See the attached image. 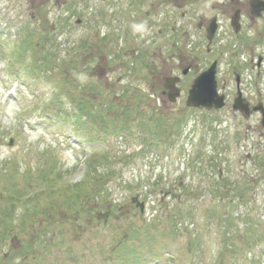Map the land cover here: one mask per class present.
I'll return each mask as SVG.
<instances>
[{
    "label": "rangeland",
    "instance_id": "rangeland-1",
    "mask_svg": "<svg viewBox=\"0 0 264 264\" xmlns=\"http://www.w3.org/2000/svg\"><path fill=\"white\" fill-rule=\"evenodd\" d=\"M163 1L161 15L150 20L176 21L192 33L191 45L175 42L183 38L180 28L156 35L145 12L136 16L123 0L113 7L100 0H0V210L11 205L13 213L11 222L0 223L6 233L0 258L10 264H250L254 257L264 264V128L259 113L244 118L231 108L233 70L250 104L264 105V59L259 73L246 65L251 56L254 62L264 57V14L255 24L242 15L237 35L230 17L220 15L222 27L208 43L196 25L231 0H215L214 9L197 0L182 16L177 12L192 0ZM25 34L30 46L16 61L11 54ZM77 43L84 46L79 50ZM31 51L56 53L58 67L79 55L68 74L80 90L71 86L73 97L60 95V112L49 103L58 92V68L33 73L29 64L42 62L36 54L30 59ZM215 57L227 105L217 111L186 106L185 90ZM187 66L183 93L174 101L163 97L166 77L181 76ZM76 72L85 74L76 78ZM123 92L126 103L137 98L134 108L125 106ZM81 99L93 116L100 110L111 117L110 100L128 108L117 111L127 130L104 132L110 122L103 125L96 115L77 121ZM87 120L95 130L81 123ZM158 123L168 133L179 126L174 147L170 134L146 140ZM80 181L75 196L71 183ZM16 191L31 198L28 209L12 202ZM134 196L144 203L142 212ZM169 216L179 220L173 234L165 230Z\"/></svg>",
    "mask_w": 264,
    "mask_h": 264
},
{
    "label": "trees",
    "instance_id": "trees-1",
    "mask_svg": "<svg viewBox=\"0 0 264 264\" xmlns=\"http://www.w3.org/2000/svg\"><path fill=\"white\" fill-rule=\"evenodd\" d=\"M40 37H41V40L42 41L45 40V37L43 35L40 36ZM21 38L22 39L20 41H18V44H17L18 51H16V52L13 53V55H15V56L16 55H19L21 53V51H23V54L26 53L28 47L30 46V40L31 39H30V35L29 34H25ZM82 46H84V45H82L80 43H77L76 48L80 50ZM34 54H36V55L39 56V57L38 56L37 57L39 59H41V62L42 63H40L39 65H31L30 66V70H32L33 73L34 72H38V71H42L44 69H48L47 67H51V69H53V71L55 70V68H58V72L55 74L56 77H57V79H58V81H56V85H57V88L59 90L58 94L55 96L56 99H58L61 94H63V95L66 94V96L67 95H70L71 93H70V88L69 87H71V86L74 89H79L80 90V82H78L76 79L75 80L70 79L69 76H71V74H68L69 71H72L73 70V66L72 65H74L75 67H78L77 64H78V60H79V58H78L79 55H76V54L68 55V57L66 58V62L62 63L61 66L58 67L57 61L55 60L56 59L55 58L56 53H54V52L51 53L50 51H44L43 53H36L35 51H33V52L31 51V57H30V59L32 57H34ZM61 67L64 68V71H60L61 70L60 69ZM130 68H132L134 70V68H136V66H133V67H130ZM59 74L61 75V78L58 76ZM81 74L83 76L85 74V72H81ZM81 74H80V72H76V75H79V76H75V77L78 78V77L81 76ZM81 78L83 79V77H81ZM106 88H108V87H106ZM121 92L122 91H120V93ZM124 94H125V92H123V94H121L120 97L123 100V103L125 104V106H132L134 108L135 105L133 103H135V101L137 100V98L136 99L134 98L130 102L128 101V103H126L127 100L124 101V99H126L125 97H129V95L128 94L124 95ZM71 96H72V94H71ZM108 96H109V94H108ZM56 102L58 103V101H56ZM131 102H133V103H131ZM105 105H106V107L108 109L112 110L113 113L111 114L112 116L109 117L108 114H105L104 112L101 113V112H99L100 110H98L97 113H96V115L99 117L101 123L103 125L104 124L106 125V122L109 121L111 127H113L114 129H117L118 130L119 128L124 127V129L126 128V130H127V127L129 125L126 124L127 123L126 121H121L120 119H118L119 116H118V112L117 111L121 109L122 111L126 112V111H128V108L127 109H123L121 105L120 106L119 105L116 106V104L112 100L107 101ZM77 108H78V110L80 112H90V110H89L90 105L89 106L86 105L82 99L80 100L79 104L77 105ZM135 109H139V106H137ZM100 113H101V115H100ZM150 118H152V117H150ZM118 120H120V123L119 124H118ZM135 120H136V117L133 114V117L130 119V121L132 123L133 122H136L137 123L138 120L137 121H135ZM108 127L107 126H103V130H106ZM178 127H177L176 130L172 129V131H170L168 133V126L167 125H164V124L158 123L155 126H152L153 133H151L150 135H146L145 138H146V140L150 138V140H152V141L154 140V143H155L156 141H159L158 138H155L156 135H159V137L162 136V135H165L167 137V139H168L169 138V134H170L171 135V141H170V143L172 142V144H173V141H174L173 137H175V134H177L178 132H180L179 129H178ZM205 128H206V123H205ZM206 133H207V129H205V132L202 135L203 138L206 135ZM187 157H189V154L187 155ZM186 160L189 161V159H187V158H186ZM79 183H73L72 184V186L74 188L73 189V193L75 194V196L80 193V190H79L78 187H79V185L81 183L80 184ZM245 184L247 185V183H245ZM239 191L240 190H238L237 193H238V196L240 198L241 192H239ZM73 193H72V195L74 197V194ZM22 194H23L22 191H16V194L15 195H17V196L14 197V199H13L12 202H15L16 204H19L22 209L23 208L28 209L29 206H30V204H31V198H29V200H26V197L24 195H23V198H21V195ZM232 196L235 197L234 196V193H233ZM28 201H30V202H28ZM7 207L8 206H6L4 208L1 207V210H0V223L2 225L4 223H6V222H11L13 220V216H12L13 213L11 211L12 210V206L10 205L8 208ZM42 212H45V211L43 210ZM187 215H188V218H189L190 217L189 214H187ZM167 221H169V227L167 229L165 228V230H167V233L168 234H173L174 232H178V221L179 220H176V218L173 217V216H169V217H167ZM187 222H189V219L187 220ZM136 232H137V230L134 231V233H136ZM2 235H4V237H6V233L0 230V238H2ZM252 242H253V239H250V241H247L244 245L251 244ZM29 249H30V247L28 245H26V246H24L22 248V252H25V251L27 252V250H29ZM219 255H222V253H220ZM18 256L24 257V256H27V255H18ZM11 257H12V255H11ZM133 257H134L135 260H139V256L138 255H133ZM1 259L2 258H0V260ZM6 259L7 258L2 259L0 261V264H10V262L9 261H6ZM247 262H249L250 264H255L254 257H252L250 259H247Z\"/></svg>",
    "mask_w": 264,
    "mask_h": 264
},
{
    "label": "flooded vegetation",
    "instance_id": "flooded-vegetation-1",
    "mask_svg": "<svg viewBox=\"0 0 264 264\" xmlns=\"http://www.w3.org/2000/svg\"><path fill=\"white\" fill-rule=\"evenodd\" d=\"M86 1L87 0H83V2H86ZM100 1L103 4H106V3L110 4L111 7H113L116 2H122V0H100ZM123 1H124L123 3H125L126 6L129 5L131 7L130 10H132V11L134 10L135 13L141 15V14H143V12H145L143 14V16H145V19L147 20L146 21V25L150 29L151 28L155 29L156 30L155 31L156 35L157 34H161L162 30L163 31L166 30L167 27H169V29H170V31L172 33L175 31L176 28H180V31L178 32V34L181 33L183 38H180L179 40L176 39L175 42H177V41L180 42V41L183 40V44L184 45H186V44H190L191 45L192 44V41H191L192 33L189 32L188 30H186L184 27L178 26V23H176V21H175V23H173L171 25H169V23H168V25L165 26V24H167V23H165L164 21L161 22V23H158V22L156 23V22L150 20V19H155V17L157 19L159 17V15H161V8H163V5H165V2L163 0H158V1H156V0H153V1H150V0H123ZM214 1L215 0H204V1H200V3L202 5H204V6H205L206 2L209 3V4H212L211 7H212V9H214V5H213ZM236 2L237 3L241 2V0H236ZM186 3L187 4L184 5L185 7L183 8L185 11L181 10V11L177 12V13H179L178 14L179 16H182V15L188 13V10H192L193 11L195 9L194 6L196 4H198V1L197 0H192V1H187ZM222 3H224V2H222ZM232 3H234L233 0H231L227 4L225 3L226 6H219L218 8L221 9L220 10L221 12H219V13H217V12L215 13L214 12L215 14H213V10H212L211 11V16L208 17V20L206 21V23H204V21L202 19V21L199 22L196 25L195 28L199 29L200 31L203 32L204 37L206 38V40L208 39V34H209L208 30H209V27H210L212 19L217 21V28L219 30V26L220 25L218 24L219 23L218 22V18H219L220 15H227V16L230 17V26L233 29V26L231 24V19L235 18V16H236L237 20H239V22H240L241 16L245 15L248 18V20L250 21L251 24H255L259 19L262 18L263 14H264V12H263L259 17H256V16L253 15V12H252L251 7H250L251 0H244L242 2V4L239 5V7H237L236 5H233ZM146 6H148V9H146ZM144 9H146V11H143ZM230 13H231V16L229 15ZM146 16H148V18ZM200 17L202 18L203 15H201ZM206 19H207V17L204 20H206ZM156 24L157 25H162V26H155ZM220 27H222V26H220ZM239 27L241 28V23L239 24ZM164 28H166V29H164ZM218 30H217V32L215 34V37L218 35ZM253 42H255V40ZM249 62H250V66L253 67L254 64H253V57L252 56L250 57ZM179 84H180V80H177V89L181 90ZM169 93H170L169 88L167 87V84H165V86L161 90V95L164 96V97H168Z\"/></svg>",
    "mask_w": 264,
    "mask_h": 264
},
{
    "label": "water",
    "instance_id": "water-1",
    "mask_svg": "<svg viewBox=\"0 0 264 264\" xmlns=\"http://www.w3.org/2000/svg\"><path fill=\"white\" fill-rule=\"evenodd\" d=\"M251 6L256 10V14H260L264 10V1L252 0ZM210 31H213V27H210ZM215 67L214 64L204 72H202L198 77H196L191 85L189 94L186 100L187 105L193 107L207 108L210 109L213 106L215 108H220L223 106V95H218L216 90V82L214 78ZM174 97H171L173 100ZM233 108L240 110L245 116L250 113L249 103L244 101L240 96H238L233 103ZM252 109L259 110L262 114L261 123L264 125V108L261 104H258ZM137 200V198H133ZM140 209H143L142 203H137Z\"/></svg>",
    "mask_w": 264,
    "mask_h": 264
}]
</instances>
